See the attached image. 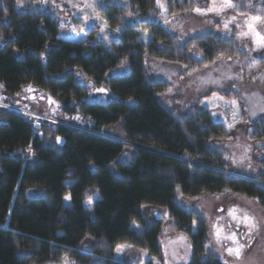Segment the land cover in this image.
Here are the masks:
<instances>
[{"label":"trees","instance_id":"obj_1","mask_svg":"<svg viewBox=\"0 0 264 264\" xmlns=\"http://www.w3.org/2000/svg\"><path fill=\"white\" fill-rule=\"evenodd\" d=\"M125 1L98 10L108 27L122 29L119 40L96 42L93 23L63 25L31 0H0V85L7 102L30 88L57 100L63 116L90 121L84 129L36 127L34 119L0 109V264H62L64 258L139 264L140 251L161 260L163 222L144 217V206L166 211L175 231L189 238V264H223L204 217L178 205V194H237L264 212V175L231 172L234 158L222 144L230 137L225 122L206 108L170 110L162 100L170 84L147 72L150 61L196 71L221 57L242 62L247 55L235 39L216 33L181 42L160 23L157 0ZM168 1V17L190 11L186 0ZM239 4L238 14L251 15L246 2ZM257 63L264 67V53ZM82 77L115 98L89 102ZM116 126L123 141L103 134ZM245 139L264 170V120L253 123ZM95 196L86 209L84 202ZM121 245L133 249L116 261Z\"/></svg>","mask_w":264,"mask_h":264},{"label":"rangeland","instance_id":"obj_2","mask_svg":"<svg viewBox=\"0 0 264 264\" xmlns=\"http://www.w3.org/2000/svg\"><path fill=\"white\" fill-rule=\"evenodd\" d=\"M179 4L182 0H178ZM189 12L168 17L169 1L160 0L163 7L160 23L170 33L185 42L191 38L206 33H216L222 37L233 38L247 59L240 62L230 57H221L214 64L203 69L192 71L176 64L150 61L147 72L152 80L170 84V90L162 97L165 105L173 111H188L190 108H206L215 121L225 122L230 131V137L223 146L232 153L233 160H229L231 172L247 178L264 175V170L254 161V147L245 139L247 130L257 120H264V67L257 63V57L264 53V49L254 50L257 43L249 32L248 24L252 22L255 12L261 13L264 0H186ZM124 3L125 0H31V4L58 18L60 24H72L80 21L84 24L93 23L96 34L94 40L113 42L119 40L121 28L111 29L98 16V10L107 3ZM236 7H228L227 3ZM246 2L251 15H241L237 12V3ZM22 3V2H21ZM23 4V3H22ZM22 7V5H21ZM199 10V11H197ZM228 27L225 29L224 25ZM258 38L264 39V20L255 24ZM247 34V38L244 37ZM146 43L150 40L148 34H142ZM123 69L119 71L121 73ZM80 83L91 89L89 102L105 104L115 97L105 89L93 88L86 78H80ZM215 93V95H213ZM234 93L237 99H229L227 94ZM34 96L35 99H31ZM51 100L53 103H49ZM241 100V101H240ZM235 101V104L232 103ZM242 102V103H241ZM16 108L35 113L37 126L45 125L56 128L64 125L84 129L90 123L81 116L65 117L61 113V106L57 100L42 94L37 90L24 88L14 100ZM16 109L17 112H19ZM103 134L123 141L119 127L106 128ZM231 157V158H232ZM69 199L64 198L66 206L71 205ZM97 196L84 202L86 209H92ZM177 203L187 210L197 211L204 217L207 231L213 248L216 250L223 264H264V212L258 204L241 195L224 193L221 195H201L196 198H186L178 194ZM231 212V214H230ZM142 214L149 221L163 222V256L161 260L152 258L146 252L140 251L139 264H189L193 255V246L189 238L176 232L174 223L164 210H154L142 207ZM248 217L246 221L244 218ZM133 229L140 230V226L133 224ZM219 232V237L217 236ZM235 234L237 243L231 238ZM238 244L244 248L239 258L235 251L229 255L228 249H236ZM115 252V260L123 261L125 253L133 249L129 245ZM62 264H72L64 258Z\"/></svg>","mask_w":264,"mask_h":264},{"label":"snow or ice","instance_id":"obj_3","mask_svg":"<svg viewBox=\"0 0 264 264\" xmlns=\"http://www.w3.org/2000/svg\"><path fill=\"white\" fill-rule=\"evenodd\" d=\"M227 2V0H226ZM157 6L158 7H163V5L160 4V0H157ZM227 6L228 7H236L235 5H232L230 2L227 3ZM252 5L249 4L248 7H251ZM199 11V10H197ZM262 12H264V9H261ZM262 20H264V17L260 16V15H257V16H254L252 17V22L248 24V28H249V32L252 34V37L254 39V41L257 43V48L254 49V50H261V49H264V39H260L258 38L257 34L255 33L254 31V28H255V24L256 23H259L261 22ZM225 29H227L228 25L225 24L224 25ZM238 38H247V34H245L244 37H238ZM0 87H3V85H0ZM213 95H215V93H213ZM49 103H53L51 100H49ZM233 104H235V101H232ZM74 119H78L77 117H74ZM57 142H59V138H57ZM65 199H69L68 197H65ZM231 214V212H230ZM246 221L248 220V217L245 216L244 218ZM195 223V221H194ZM217 236L219 237V232H217ZM233 239V243H237L236 239H235V234H233V236L231 237ZM122 248V246H118V251H120ZM244 248V245L243 244H238L237 248L234 250L232 248H229L228 249V252H229V255H232L233 252L235 251V254H236V257L239 258L240 256V252L241 250Z\"/></svg>","mask_w":264,"mask_h":264},{"label":"bare ground","instance_id":"obj_4","mask_svg":"<svg viewBox=\"0 0 264 264\" xmlns=\"http://www.w3.org/2000/svg\"><path fill=\"white\" fill-rule=\"evenodd\" d=\"M33 97V99H35V97L34 96H32ZM31 97V98H32ZM0 109H3V110H7V111H10V112H15L16 111V106L15 105H13V104H10L9 102H7L6 100L3 102V106H1L0 107ZM19 109V108H18ZM17 109V110H18ZM20 113H19V115H23V116H27V117H30V118H32V119H36L37 117H35L36 116V114L35 113H32V112H29V111H25V110H18ZM36 122V121H35ZM39 123H40V125H41V120L39 121ZM39 125V126H40ZM35 126L36 127H39V126H37L36 124H35Z\"/></svg>","mask_w":264,"mask_h":264},{"label":"built area","instance_id":"obj_5","mask_svg":"<svg viewBox=\"0 0 264 264\" xmlns=\"http://www.w3.org/2000/svg\"><path fill=\"white\" fill-rule=\"evenodd\" d=\"M8 99V95L4 92V90L2 89V87H0V107L3 106V102ZM17 112V111H15ZM20 113V112H18ZM40 124V123H38Z\"/></svg>","mask_w":264,"mask_h":264},{"label":"water","instance_id":"obj_6","mask_svg":"<svg viewBox=\"0 0 264 264\" xmlns=\"http://www.w3.org/2000/svg\"><path fill=\"white\" fill-rule=\"evenodd\" d=\"M33 100V97L31 98ZM56 143L59 145V146H62L63 145V141L62 139L59 138V142H57V139H56Z\"/></svg>","mask_w":264,"mask_h":264}]
</instances>
